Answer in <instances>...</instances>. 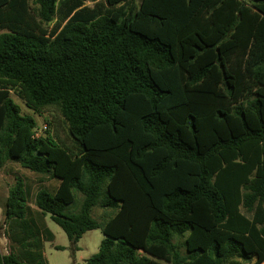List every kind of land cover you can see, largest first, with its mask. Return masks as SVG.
Listing matches in <instances>:
<instances>
[{"label":"trees","instance_id":"trees-1","mask_svg":"<svg viewBox=\"0 0 264 264\" xmlns=\"http://www.w3.org/2000/svg\"><path fill=\"white\" fill-rule=\"evenodd\" d=\"M100 1L0 0V168L57 181L34 204L73 243L113 212L84 264H264V0ZM25 197L0 264L52 238Z\"/></svg>","mask_w":264,"mask_h":264},{"label":"rangeland","instance_id":"rangeland-1","mask_svg":"<svg viewBox=\"0 0 264 264\" xmlns=\"http://www.w3.org/2000/svg\"><path fill=\"white\" fill-rule=\"evenodd\" d=\"M100 2L101 5L104 4L103 0ZM87 5L92 6L91 4ZM50 27V24L47 25V29ZM11 98L19 107L22 115H27L35 119L37 124L35 136H44L45 130L43 127L47 125L45 120H49V117L45 114L39 115L26 108L24 102L13 93H11ZM17 182L22 183L25 189L26 218H31L35 224L44 222L52 235L50 240H44L42 242V264H84L92 255L97 253L99 245L104 239L101 226L113 212L94 207L91 215L99 223L100 227L92 231H87L76 243H73L69 241L62 229L51 221L49 215L42 217L34 204V195L37 190L45 188L49 191H53L57 186V181L40 174L32 173L29 170L21 168L18 164L8 161L0 168L1 256L9 253H17L19 250V247L11 239L12 233L10 232L8 222L5 220L6 200L9 196V192L13 190ZM80 201L81 196L77 194V203L72 207V211L78 209ZM241 212L248 218L251 217L250 214H247L242 208ZM42 238H45V236ZM181 252H183V249H181Z\"/></svg>","mask_w":264,"mask_h":264},{"label":"built area","instance_id":"built-area-1","mask_svg":"<svg viewBox=\"0 0 264 264\" xmlns=\"http://www.w3.org/2000/svg\"><path fill=\"white\" fill-rule=\"evenodd\" d=\"M43 129H44V130H46V129H47L46 125L43 127Z\"/></svg>","mask_w":264,"mask_h":264}]
</instances>
